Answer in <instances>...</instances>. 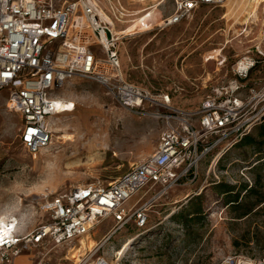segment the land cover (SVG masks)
Wrapping results in <instances>:
<instances>
[{
  "label": "rangeland",
  "instance_id": "obj_1",
  "mask_svg": "<svg viewBox=\"0 0 264 264\" xmlns=\"http://www.w3.org/2000/svg\"><path fill=\"white\" fill-rule=\"evenodd\" d=\"M253 1L228 0L221 7H201L180 25L161 30L175 12V0H121L129 12H142L135 17L140 20L130 35L150 30L126 38L120 46L126 80L153 95H168L174 109L198 110L216 88L236 79L240 61L258 57L259 46L264 51V4L256 21ZM97 2L114 21L110 6H117V1ZM114 24L117 32L128 27ZM257 66L243 81L244 101L264 88V65ZM9 96L7 89L0 91V213L12 211L24 232L45 221L46 216L33 208L41 195L60 196L72 187L116 180L156 151L167 128L156 106L129 111L101 85L74 80L59 93L75 105L74 111L53 119L54 144L32 156L20 139L21 114L7 108ZM263 106L257 99L250 112L258 114ZM263 133L264 118L248 134L256 144L239 143L228 153L214 151L205 158L197 181L176 187L153 207L146 230L131 223L102 244L116 224L103 221L89 235L100 245L98 256L118 257L119 264H264V205L242 219L237 217L243 211L234 213L228 205V198L235 195L242 204L255 201L244 197L245 189L256 187L264 193ZM141 195L137 193L125 208ZM196 208L201 214L189 218ZM174 215L188 219L186 225L174 220ZM135 236L139 238L126 253L117 256ZM25 258L24 254L17 263L26 262Z\"/></svg>",
  "mask_w": 264,
  "mask_h": 264
},
{
  "label": "built area",
  "instance_id": "obj_2",
  "mask_svg": "<svg viewBox=\"0 0 264 264\" xmlns=\"http://www.w3.org/2000/svg\"><path fill=\"white\" fill-rule=\"evenodd\" d=\"M116 1L117 6H110L112 17L128 25L118 32L97 0H0V91L8 90L7 108L22 116L20 139L32 156L54 144L53 119L70 113L60 107L64 99L59 93L74 80L101 85L129 111L156 106L167 123L156 151L116 180L72 187L60 196L41 195L33 208L46 218L33 230L24 232L16 217L8 218L0 226V264H18L24 254L22 264H119L118 257L98 256L100 245L82 254L81 241L108 219L116 224L102 244L131 223L146 230L158 201L176 187L197 181L205 158L214 151H231L264 118V106L258 114L250 112L255 100L264 102V88L249 101L240 97L243 81L257 65H264L260 46L255 50L258 57L240 61L236 79L216 88L195 111L174 109L168 95H153L129 83L119 49L136 35L125 31L140 20L135 17L141 11L129 12ZM227 1L175 0L174 14L159 29L180 25L201 7L217 8ZM137 193L140 198L125 208Z\"/></svg>",
  "mask_w": 264,
  "mask_h": 264
},
{
  "label": "trees",
  "instance_id": "obj_3",
  "mask_svg": "<svg viewBox=\"0 0 264 264\" xmlns=\"http://www.w3.org/2000/svg\"><path fill=\"white\" fill-rule=\"evenodd\" d=\"M258 66L253 69L251 71V74L257 70ZM250 74V75H251ZM262 137H264V133L262 134ZM256 139H254L253 137L251 136H245L243 138V140L240 142L241 144L243 145H247V146H252L254 144H256ZM244 197L246 199H255V201H248L246 204H242L239 203V195H235L234 197H229L228 198V205L230 206V208L232 207V210L234 213H239L240 211H243V213L239 214L237 219H242V218H245L252 215V214H256L254 213V211L264 205V193L262 192H259L256 187L254 188H250V189H245V195ZM201 209L199 208H196L194 209L189 215L188 217L189 218H194L193 216H199L201 214ZM183 217L180 216V215H174L173 219L178 221L179 223H181L183 226L184 224L186 225V220L188 219H182Z\"/></svg>",
  "mask_w": 264,
  "mask_h": 264
},
{
  "label": "bare ground",
  "instance_id": "obj_4",
  "mask_svg": "<svg viewBox=\"0 0 264 264\" xmlns=\"http://www.w3.org/2000/svg\"><path fill=\"white\" fill-rule=\"evenodd\" d=\"M242 1H245V0H241V2ZM253 4H254V9L252 10L253 12H252V14H253V16L255 17V19H256V21H259V18H258V10H259V8L260 7H262V5L264 4V0H254L253 1ZM145 6V5H144ZM156 7H158V6H156ZM156 7H153V8H150L149 10H147V11H150V10H152V9H154V8H156ZM146 11V12H147ZM143 12H145V10L143 11ZM140 14H142V12H140ZM102 17H104V15L102 14ZM132 27V26H131ZM131 27H129V29L127 30V31H125V33H126V35H130V32H131ZM161 27H163V26H161ZM64 102L62 103V104H60V107H65V111H68V112H70V113H72L73 111H71L72 110V107H73V104H71V103H69L68 101H66V100H63ZM54 126V125H53ZM69 141V140H68ZM179 202V201H178ZM21 207V206H20ZM15 208H17V207H15ZM13 214H12V211H10V210H5V211H3V212H1L0 213V226H4L5 225V222H6V220L8 219V218H12L13 216H12ZM22 220H24V218H25V215L24 214H22ZM22 222V221H21ZM22 224V223H21ZM139 238V236H135V237H133V238H130L129 240H127L124 244H123V249H122V251L120 252V253H118V255L117 256H122V255H124L125 253H126V251L129 249V247L131 246V245H133V243L137 240ZM82 247H81V249L79 250V252H82V250L84 251H86L87 249L89 250V251H92V250H94L95 249V247H97V243L94 241V240H92L91 239V237L90 236H87V238H85V239H83L82 241ZM87 242H88V244H87ZM118 251H120V250H118ZM117 254V253H116Z\"/></svg>",
  "mask_w": 264,
  "mask_h": 264
},
{
  "label": "crops",
  "instance_id": "obj_5",
  "mask_svg": "<svg viewBox=\"0 0 264 264\" xmlns=\"http://www.w3.org/2000/svg\"><path fill=\"white\" fill-rule=\"evenodd\" d=\"M136 26H137V25H133V26L131 27V29H132V28H135ZM132 30H133V29H132ZM132 30H131V31H132ZM147 32H150V30H147V31H139V30H138L137 33H136V35H138V34H143V33H147Z\"/></svg>",
  "mask_w": 264,
  "mask_h": 264
},
{
  "label": "snow or ice",
  "instance_id": "obj_6",
  "mask_svg": "<svg viewBox=\"0 0 264 264\" xmlns=\"http://www.w3.org/2000/svg\"><path fill=\"white\" fill-rule=\"evenodd\" d=\"M4 239V235L3 234H0V242H2Z\"/></svg>",
  "mask_w": 264,
  "mask_h": 264
}]
</instances>
